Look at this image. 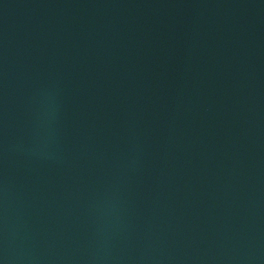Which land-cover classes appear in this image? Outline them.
<instances>
[{
    "label": "water",
    "instance_id": "1",
    "mask_svg": "<svg viewBox=\"0 0 264 264\" xmlns=\"http://www.w3.org/2000/svg\"><path fill=\"white\" fill-rule=\"evenodd\" d=\"M0 264H264V0H0Z\"/></svg>",
    "mask_w": 264,
    "mask_h": 264
}]
</instances>
